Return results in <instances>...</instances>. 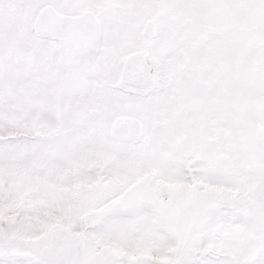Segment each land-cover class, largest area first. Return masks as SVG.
<instances>
[{"label":"snow or ice","instance_id":"1","mask_svg":"<svg viewBox=\"0 0 264 264\" xmlns=\"http://www.w3.org/2000/svg\"><path fill=\"white\" fill-rule=\"evenodd\" d=\"M0 264H264V0H0Z\"/></svg>","mask_w":264,"mask_h":264}]
</instances>
